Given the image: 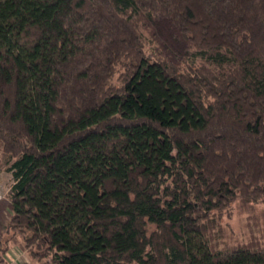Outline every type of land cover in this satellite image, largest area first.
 Masks as SVG:
<instances>
[{
	"label": "trees",
	"instance_id": "obj_1",
	"mask_svg": "<svg viewBox=\"0 0 264 264\" xmlns=\"http://www.w3.org/2000/svg\"><path fill=\"white\" fill-rule=\"evenodd\" d=\"M151 23L206 64L148 55ZM0 147L4 264L15 238L36 264H264L221 221L264 204V0H0Z\"/></svg>",
	"mask_w": 264,
	"mask_h": 264
},
{
	"label": "rangeland",
	"instance_id": "obj_2",
	"mask_svg": "<svg viewBox=\"0 0 264 264\" xmlns=\"http://www.w3.org/2000/svg\"><path fill=\"white\" fill-rule=\"evenodd\" d=\"M143 34L148 55L157 54L181 68L186 67V62L206 64L200 55L195 59L192 55L194 50L189 47L187 41L164 24H148L143 29ZM118 75L117 73L115 79ZM11 156L0 147V234L2 238L11 236V233H6L12 214L10 196L14 184L12 172L9 170L14 161ZM221 218L224 239L228 245L237 247L247 245L251 241H263L264 204L239 199L227 207ZM11 244V250L5 256L6 264H36V261H32L27 255L20 238L13 239ZM0 264L4 263L0 262Z\"/></svg>",
	"mask_w": 264,
	"mask_h": 264
}]
</instances>
